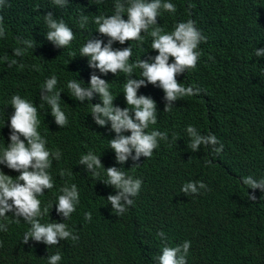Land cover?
<instances>
[{
	"label": "trees",
	"instance_id": "16d2710c",
	"mask_svg": "<svg viewBox=\"0 0 264 264\" xmlns=\"http://www.w3.org/2000/svg\"><path fill=\"white\" fill-rule=\"evenodd\" d=\"M5 2L0 10L6 29V37L0 38V57L7 55L18 64L8 67L0 60V149L9 142V118L14 112L10 101L18 94L38 108V131L46 139V147L62 153L48 169L54 187L38 197L42 209L53 203L49 216L41 220L56 212L55 203L65 184H75L81 193L75 218L81 238L76 245L63 249L62 264H158L164 246L175 247L185 240L191 241L187 264H264V191L242 183L246 176L264 179V56H255L256 48H264V0H170L177 11L162 12L157 26L171 32L178 22L192 19L207 38L198 46L201 56L195 70L176 77L183 86L201 92L174 101L171 111L165 112L164 91L150 83L141 86L137 94L150 96L157 107V123L146 131L166 132L168 140L159 141L151 158H129L123 165L117 163L109 147V140L116 135L110 123L97 125L91 115L93 104L102 103L99 95L81 102L71 97L67 87L71 80L88 87L95 73L109 83L114 105L128 107L123 93L125 74L100 73L89 67L88 57L80 55L90 38L107 43L108 37L96 30L93 18L114 14L115 0L98 4L96 0H68L63 8L52 0ZM189 3L195 7L189 9ZM48 12L74 32L70 46L58 48L46 38L44 16ZM82 15L89 17L86 29L79 26ZM123 18L127 19L126 13ZM142 36V42H115L112 47L131 46L130 64L139 58L148 60L158 52L151 49L152 38L147 33ZM18 37L36 42L23 57L13 55L14 48L26 47ZM140 73L136 68L132 78L142 79ZM53 75L58 80L56 91L61 92V110L69 121L65 127L55 123L46 103L39 108L43 103L41 89ZM189 125L220 136L223 151L213 155L208 147L201 146L196 152L189 149ZM90 151L105 168L121 167L142 179L139 195L124 215L117 216L107 200L116 190L102 182L107 178L105 172L101 170L96 180L85 165L79 164L81 156ZM0 171L9 176L12 173L5 165H0ZM198 180L208 190L198 196L180 194L184 183ZM248 194H254L256 200H250ZM85 212H91L90 222L83 220ZM7 215V220L0 219L8 227L7 232L0 230V264H45L50 246L22 245L20 240L30 225L23 218L12 222V213ZM161 231L164 237L157 235Z\"/></svg>",
	"mask_w": 264,
	"mask_h": 264
},
{
	"label": "clouds",
	"instance_id": "9594fccd",
	"mask_svg": "<svg viewBox=\"0 0 264 264\" xmlns=\"http://www.w3.org/2000/svg\"><path fill=\"white\" fill-rule=\"evenodd\" d=\"M101 0H96L100 3ZM58 7H67L68 0H52ZM6 6L5 0H0V10ZM195 7L189 3L188 8ZM177 7L170 0H115L114 14L110 16L97 15L93 23L97 25L96 30L103 36L108 37L105 44L100 39H88L81 47L80 55L88 57L89 67L98 69L100 73L113 74L124 73L127 82L124 85V95L128 107L115 106V96L109 91V83L100 76L93 73L90 77L88 87L82 86L76 80L68 82L71 97L81 102L91 101L98 94L102 103H95L91 109L94 122L100 126L110 123L111 130L116 134L109 140V147L115 152L118 164L123 165L129 158L138 161L141 156L151 158L154 150L159 147V141H167L168 134L159 130H146L150 125L157 123L156 102L145 95H138L141 86L152 84L160 87L164 93L165 112H170L174 101L184 97L199 95L201 89L192 86L185 87L177 80V76L188 70H195L201 53L198 46L206 41V37L196 27L192 19L178 22L171 32H165L162 27L157 26V17L162 12L176 13ZM127 19H124V14ZM48 31L46 38L58 48L70 46L75 39L72 29L61 19L53 17L52 12L44 16ZM89 17L82 15L79 26L86 29ZM149 29H151L149 31ZM142 33H147L152 38L151 49L158 52L148 60L138 59L134 64L129 60L132 56L131 46L114 49L113 43L124 44L126 41L142 42ZM6 37L4 18L0 15V38ZM26 47L13 49L14 57H23L28 49H34L36 42L33 40H20ZM75 57V54H71ZM255 56H264V48H256ZM173 58L170 63L169 59ZM7 62L8 67L18 64L17 59L9 60L7 55L0 57ZM151 61V62H150ZM23 68V64H20ZM141 69L142 79H133L135 69ZM58 80L55 75L46 79L41 89L40 99L50 107L55 123L60 127L68 124L67 115L61 110V92L56 91ZM14 112L10 116V137L6 147L0 149V165L12 169L9 175L0 171V219L7 220V213L11 212L14 220L19 223L20 218L30 225L20 242L29 248H36L45 243L50 246L45 264H62L63 249L76 245L80 240V232L75 222L81 203V193L75 184H65L60 189V194L55 203L56 212L48 219L53 203L49 202L43 209L39 196L44 195L45 189L54 187V181L48 169L52 166L53 159L60 160L62 153L59 149L54 151L46 147L47 141L38 131L40 120L38 119V108L32 102L13 95L10 101ZM130 132V135L124 133ZM187 144L193 152L198 151L201 146L211 149L213 155L223 151V140L212 131L199 130L189 125L186 128ZM23 137V139L21 138ZM173 139L177 137L173 134ZM134 151V154H133ZM211 163V161H207ZM79 164L86 166V171L92 173V178L99 180L101 170L106 174L102 180L105 185L112 186L116 192L107 196L112 205V211L117 216L124 215L130 206H133L134 197L139 195L143 181L134 178L115 166L105 168L101 159L93 152L82 155ZM134 164L133 166H138ZM63 177L65 172L61 170ZM101 181V180H100ZM242 183L247 188L264 191V179L259 181L252 176L242 178ZM208 190L202 181H188L180 188V194L185 197L198 196ZM252 201L256 200L254 194H248ZM84 221L90 222L91 212L82 215ZM0 230L7 232L5 223H0ZM164 237L163 231L157 233ZM2 246V243H0ZM191 247V241L185 240L175 247L164 246L162 254L157 257L158 264H187V256ZM1 250V248H0Z\"/></svg>",
	"mask_w": 264,
	"mask_h": 264
}]
</instances>
